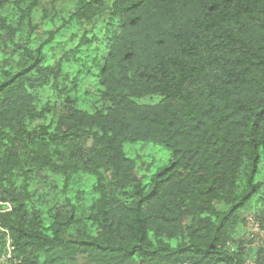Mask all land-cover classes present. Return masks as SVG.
Returning <instances> with one entry per match:
<instances>
[{"label": "trees", "instance_id": "obj_1", "mask_svg": "<svg viewBox=\"0 0 264 264\" xmlns=\"http://www.w3.org/2000/svg\"><path fill=\"white\" fill-rule=\"evenodd\" d=\"M138 141L171 149L147 179ZM249 216L264 0H0V264H264Z\"/></svg>", "mask_w": 264, "mask_h": 264}, {"label": "rangeland", "instance_id": "obj_2", "mask_svg": "<svg viewBox=\"0 0 264 264\" xmlns=\"http://www.w3.org/2000/svg\"><path fill=\"white\" fill-rule=\"evenodd\" d=\"M62 0H54V3H59ZM45 7L49 8V4L43 3ZM104 53L103 49L99 50ZM97 68L91 67V72L87 73L81 81L80 88L76 91L75 95L78 96L77 106L83 109L91 110L95 99V90L99 87L97 83ZM86 91V93H83ZM156 99H148L154 101ZM123 149L128 157L132 158L135 162L136 172L139 176H147L156 172L160 167L166 164L171 158L170 147L162 144H157L152 141H138L129 143L126 142L123 145ZM247 236L252 239L251 245H257L258 243L264 244V222L260 225L258 221L253 217L247 218ZM3 258L1 261L7 262ZM80 264H90L84 259L80 260Z\"/></svg>", "mask_w": 264, "mask_h": 264}, {"label": "built area", "instance_id": "obj_3", "mask_svg": "<svg viewBox=\"0 0 264 264\" xmlns=\"http://www.w3.org/2000/svg\"><path fill=\"white\" fill-rule=\"evenodd\" d=\"M1 204L5 205L7 209H10V204L8 202H2Z\"/></svg>", "mask_w": 264, "mask_h": 264}]
</instances>
